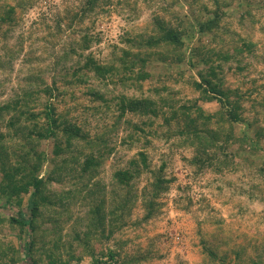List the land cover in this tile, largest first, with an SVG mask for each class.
<instances>
[{
  "label": "trees",
  "instance_id": "16d2710c",
  "mask_svg": "<svg viewBox=\"0 0 264 264\" xmlns=\"http://www.w3.org/2000/svg\"><path fill=\"white\" fill-rule=\"evenodd\" d=\"M31 2L19 0L17 5ZM186 2L190 4L194 15V19L187 21L195 25L197 31H227L221 24L225 13L222 0H213L214 8L207 5L205 0ZM247 7L245 15L253 17L252 8L258 6L248 3ZM16 9L17 6L11 4L1 9L0 39L14 28ZM112 9L132 11L134 19L139 11L137 0H83L76 9L66 10L62 20L65 21L64 27L70 31V41H65L60 57L78 54L85 57L83 62L78 61L58 75L54 74L50 83L40 78L42 73L36 68V74L25 79L29 87L0 102V129L3 125L8 128L6 132L0 130V224L8 222L13 229L18 230L19 238L18 246L0 240V264H81L84 257V253L79 251L81 245L92 255V261L88 264H144L149 261L150 251L138 250L133 254L124 252L125 240L107 253L101 252L98 257L90 245L93 240H109L130 226L147 222L157 215L161 208L159 199L168 195L173 185L181 189L179 175L174 170L169 175L165 173V162L158 170L150 167L146 150H140L138 157L132 158L127 166L113 172L108 192L96 180L106 155L115 150V146L109 145L112 136L128 114L151 117L163 111L167 124L175 122L173 131L165 135L167 139L173 137L172 145L184 161L187 175L194 176L195 180L208 171L217 175L233 173L243 161L250 160L253 163L249 155L240 157L239 149L246 150L248 147L255 154L264 150L260 140L264 136V128L259 127L250 133L253 124L244 114L243 101L251 100L254 90L250 89L246 93L226 87L227 75L223 66L224 62L235 60L237 68L244 69L248 65L244 53L255 54L257 43L241 36L242 43L233 51H202L199 46H195L188 54L183 49L187 29L174 27L170 21L157 14L152 21L140 26L139 30L134 27L121 35L122 45L117 47V54L110 60H101L93 54L84 55V51L99 41L100 35L95 34L91 26L78 28V25L87 17H93L95 23L96 15L111 12ZM164 9L169 10L168 7ZM240 21H244V15ZM58 31H62L61 26H58ZM46 35L53 42L49 36L53 35L51 27ZM5 53L15 57L11 49ZM262 54L264 59V49ZM194 58L201 61L204 67L198 70V78L193 73L186 77L185 71L181 69L182 64L187 61L191 67H196ZM59 62L60 58L56 66ZM155 63L164 65V70H173L167 77L176 81L185 79L198 93V97L182 104L176 103V92H169V97L161 94L162 91L171 90L167 83L158 87L150 83V90L161 95L159 99L146 94V81L157 78V73L152 71ZM176 66L180 67L175 70ZM92 78L106 86L124 89L119 92L111 90L107 98L105 93L90 84ZM77 85L90 87L88 93L100 99L101 104H106L108 108L111 107L110 101H114L118 112L116 124L105 126L92 136L84 122L69 116L71 110H60V96L69 92L76 100V91L73 89L80 88ZM128 89L135 92L128 93ZM254 89L258 90V87ZM212 101L219 106L209 111L203 103ZM256 103L263 106L264 100L258 102L254 99ZM164 108H167L166 111ZM240 123L246 127L238 132L236 128ZM125 124L145 134L146 146L151 143L147 134H158V129H150L146 134L145 129L132 120L125 121ZM248 126L250 128L246 129ZM132 135L127 134L131 139ZM7 136L13 139L12 142H8ZM46 140H53L51 156L45 148H41L42 142ZM122 142L126 143V138ZM232 146L239 148L233 149ZM48 161L51 168L42 175ZM261 171L264 173V159ZM53 182L60 185L59 190L53 189ZM67 184L69 186L65 188ZM191 201L192 198H189ZM72 204L88 207L87 213L75 220L78 228L73 239L78 246L74 242L68 245L62 243L61 234L52 240L48 238V232L62 231L72 215H68L65 221L49 217V221L54 224L52 228H43L42 225L46 209L57 208L59 210L54 212L61 215L69 211ZM136 206H141L144 214L141 218L133 219ZM82 223L83 229L79 227ZM213 224L216 225L210 233L199 232L200 250L208 264H264V239L250 233L244 234L230 226L225 227L220 220Z\"/></svg>",
  "mask_w": 264,
  "mask_h": 264
},
{
  "label": "rangeland",
  "instance_id": "374dc122",
  "mask_svg": "<svg viewBox=\"0 0 264 264\" xmlns=\"http://www.w3.org/2000/svg\"><path fill=\"white\" fill-rule=\"evenodd\" d=\"M18 1L0 0V11L7 4L17 6L14 28L6 37L2 36L0 39V56H2L0 102L14 96L17 91L20 92L23 88L29 87L26 85L25 79L31 74H36V68L42 73L40 78L50 83L54 74L58 75L57 73H61L66 68L69 69L78 61L82 63L85 59L78 54L68 55L66 58L60 57L63 55L65 41H70V31L64 27L65 21L62 18L66 10L76 9L83 0H32L31 3L23 6H18ZM170 2L174 1L137 0L139 11L136 13L135 19L132 11L129 12L127 9L121 12L114 11V9L111 12H102L96 15L95 23H93V17H87L76 28L91 26L92 31L100 35V39L83 54H93L101 60H110L117 54V47L122 45L121 35H125L126 31L134 27L139 30L140 26L152 21L157 14L170 21L172 26L187 29L184 34L183 49L188 54L195 46H199L202 51H213L214 49L233 51L236 46L242 43L241 36L247 38L257 43V52L255 54L244 53L248 65L242 70L237 68L238 63L235 60L224 62V72L227 75L225 86L240 89L246 93L250 89L254 90L251 100L243 101L245 117L249 118L253 124L251 128L248 126L246 129L250 128V133H254L259 127L264 128V105L254 104V99L258 102L264 100V59L262 58L264 0H222L225 13L221 24L222 28L227 31L220 33H217L216 30L205 33L197 31L195 25L187 21L194 19L190 4L186 0H177L172 4ZM205 3L211 8L215 7L213 0H205ZM248 3L258 6V8H252L253 17L245 15ZM164 7H168L169 10L166 11ZM196 10L198 11V9ZM243 15L244 21L241 22ZM58 26L62 27L61 32L58 31ZM50 27L53 35L49 36L53 42L47 39L48 35H46ZM53 36L55 37L53 38ZM8 49L15 53L14 58L5 53ZM58 56L60 62L56 66L59 61ZM193 61H197L196 67H191L186 61L182 64L181 69L185 71L186 77L189 73H193L198 78V70L204 66L198 59L194 58ZM249 62L252 64L250 65ZM180 66H176L175 70ZM152 71L157 73V78L146 81L144 86L146 94L159 99L161 95L150 90V83L157 87L167 83L171 90L162 91L161 94L163 97H169V92H176L174 97L176 103L182 104L198 97V93L185 79L176 81L172 77H167V74L172 73L173 70H164V65L161 63H155ZM89 82L97 90L105 93L107 98L110 96L111 90L119 92L124 89L115 88L114 85L106 86L94 78ZM255 86L258 87V90L254 89ZM78 87L80 88L73 89L76 91V100L70 96L69 92L60 96L58 102L60 110H71L69 116L84 122L92 136L105 126L116 124L115 119L118 112L114 101H110L111 107L108 108L106 104H101L100 99L98 100L93 94L88 93L90 87ZM127 92L134 93L135 91L128 89ZM203 105L209 111H214L219 106L215 101L206 102ZM166 109L164 108L165 111ZM128 120L140 124L146 134L150 129H158V134L153 136L148 133L151 143L146 146L144 144L145 134L141 130L125 124V121ZM121 122L117 127V133L112 136L113 139L109 144L115 146V150L110 155H106L99 168V176L96 178L101 186L105 187V191L108 192L111 188L113 172L120 167L127 166L132 158L138 157L140 150L147 151L148 161L153 170H158L163 162L166 163L165 173L169 175L174 170L179 175L181 189L173 185L170 193L159 199L161 208L157 215L147 222L138 226H130L112 239L91 241L90 245L94 247L93 252L97 257L101 255V252L107 253L117 247L122 240H125L127 243L123 246V251L128 254H133L138 250L150 251V259L144 264H208L200 250L201 234L199 232L202 230L210 233L215 228L216 224L213 222L216 220H220L225 227L230 226L239 229L244 234L250 233L256 238L264 239V173L261 171L264 150L255 154L248 147L246 150L239 149L240 157L249 155L254 160L253 163L250 160L243 161L233 173L226 172L217 175L213 171H208L204 176L195 180L194 176L187 175L188 169L185 168L184 161L180 158L176 147L172 145L173 137L167 139L165 135L172 132L176 125L175 122H171L172 124L165 122L163 111L160 115L151 117L128 114ZM245 127L246 125L240 123L236 130L240 132ZM0 130L6 132L8 128L3 125ZM129 133L133 134L132 139L127 136ZM123 138H126V143L122 142ZM9 139L11 138L7 136L8 142H12L13 139L10 141ZM260 140L261 144H264V136ZM41 148H45L51 156L53 140L43 141ZM232 148L238 149L239 147L232 146ZM50 168L51 163L48 161L44 165L42 175L46 174ZM68 186L67 184L65 188ZM52 187L59 190L60 185L53 182ZM189 198H192L193 201L189 202ZM87 209L88 207L80 204H72L70 210H66L61 215L54 212V210H59L57 208L46 209L43 228L54 226L49 221V217L65 221L68 215H72V218L61 229L62 231L59 233L48 232V238L52 240L61 234L62 243L68 245L69 242H74V245L78 246L79 244L73 239L75 229L78 228L75 220L83 217L87 213ZM143 214L144 209L141 206H136L132 217L133 219L141 218ZM79 227L83 229L84 224L82 223ZM17 232L18 230L13 229L8 222L0 224V240L5 243L9 242L18 246ZM79 251L84 253L81 264H88L92 261V255L84 245H81Z\"/></svg>",
  "mask_w": 264,
  "mask_h": 264
}]
</instances>
